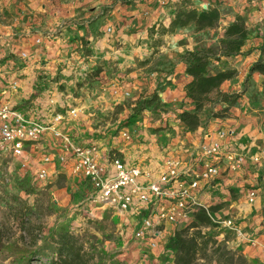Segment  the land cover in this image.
<instances>
[{
    "label": "rangeland",
    "instance_id": "obj_1",
    "mask_svg": "<svg viewBox=\"0 0 264 264\" xmlns=\"http://www.w3.org/2000/svg\"><path fill=\"white\" fill-rule=\"evenodd\" d=\"M181 1L168 0L172 14ZM190 3L200 11L204 9L205 0H190ZM262 19L258 21L259 31L264 35V18ZM228 25L219 21L214 29L202 33L195 32L191 25L169 35L181 31L190 35L193 43L210 44L208 48L204 46L194 52L210 51L207 53L211 59L209 68L214 73L224 65L217 56L220 53L223 31ZM256 31L257 28L254 32ZM250 34H253V31ZM182 39L189 43V38ZM7 45L8 42L2 39L0 34V104L10 103L16 110L28 116L44 115L43 118L46 117L49 121L53 112L61 113L65 120L58 124V129L73 142L79 146L95 143L101 149H113V156L123 159L129 165L146 167L149 158L142 159V155H146L150 148L163 156L177 152L178 138H184L186 133L177 116L181 110L191 109L184 96L180 100L176 97V101L173 102L167 100V102L164 100V103L158 102L157 107L154 108L153 105L146 108L135 116L133 121L127 119L132 114V108L137 100L147 101L154 93L163 94V83L170 84L165 80L173 74L175 65L184 63L182 56L185 52L182 51L178 57L175 56L177 59L174 63L170 60L167 64L159 57L155 58L152 66H146L145 62H135L134 67L121 70L113 61L91 66L87 58L89 50L85 49L82 53L78 47L75 50H79L80 53L74 52L73 58L65 64H60L53 70L49 68L48 71L39 72L34 68L33 70L27 68L30 67V63L27 57L22 58L23 51L8 53ZM163 46L177 52L183 48L174 47L175 43H171L170 46L164 43ZM261 47H264V40ZM25 67L27 69H24ZM151 74L156 77H151ZM176 78L180 80L179 84H183L182 74L178 73ZM133 82H136L135 87ZM14 83L16 88L12 89ZM242 83L240 91L246 92L247 78ZM117 90L128 92L129 97L121 100L119 95L114 93ZM256 94L253 90L249 93L250 97H256ZM51 99H57L55 107L50 105ZM240 106L237 101L233 107L239 109ZM231 108L221 102L208 106L201 115L200 125L210 131L215 118L226 120L231 117ZM70 109L77 111L75 118L67 114ZM261 116H264V111ZM122 132H126L130 139L127 141L121 139ZM60 145V140L45 136L28 146L29 154L25 157L16 158L0 152V231L4 236V247L7 248L4 254L0 255V264H48L50 258H55V252L49 247L48 237L52 231L56 234L62 229L76 237L80 257L75 264H173L172 253L164 248L166 240L175 230L187 225L165 226V235L160 241V247L157 248L150 247L147 242L134 240L132 238L134 219L128 214L125 219L121 218L110 207L91 204L89 201L91 190L88 184L81 177L72 175L69 165L58 163ZM119 148H124L127 152L120 156L116 151ZM50 154L54 160L51 176L43 183H36L33 179L35 171L42 157ZM256 171V177L248 179L251 183L246 185L259 190L256 208L258 207L260 211L255 208L248 216L250 224H256L263 229L264 168ZM23 177H27L29 183L34 186V192L29 197L18 192L15 185L16 181ZM227 181L231 183L226 186ZM239 181L240 178L232 179L226 174L221 175L216 181L221 183L220 186L216 188L212 187L213 183L210 184V187L200 195V201L207 205L215 217L218 216L220 219L231 217L235 223L242 226L240 224L247 213L244 211L246 207L242 206V202L245 203L246 188L242 187V191L238 192L235 186L241 183ZM1 202H8L14 211H18L23 203L32 207V212L23 225L24 228L14 222L13 216L8 214L7 206H3ZM164 204L168 205L169 201L165 199ZM201 231V235L208 238L204 239L208 240V247L205 251H200L195 264H258L256 260L247 259L242 254L241 243L231 231L216 225L202 228ZM256 246L257 244L253 247ZM17 249L34 251L36 256L30 258L29 263L18 260L15 257Z\"/></svg>",
    "mask_w": 264,
    "mask_h": 264
},
{
    "label": "crops",
    "instance_id": "obj_2",
    "mask_svg": "<svg viewBox=\"0 0 264 264\" xmlns=\"http://www.w3.org/2000/svg\"><path fill=\"white\" fill-rule=\"evenodd\" d=\"M161 3L165 5L161 6ZM204 5L207 9L218 8L220 23L230 24L236 16H241L245 20L248 32L253 31V34L249 33L248 39L237 56L220 57L224 65L219 71L226 69L236 71L235 80L223 83L221 91L241 94V98L237 100L241 106L239 109L232 107L230 110L232 115L226 120L215 118L210 131L200 125L195 132H186L184 138H178L175 154L163 156L150 148L146 155H142V159L149 158L150 161L145 165L146 167L140 166L143 170H158L164 158L169 155L185 165L192 150L202 142V137L205 134L213 137V133L219 129L230 133L224 143L229 150L242 153L247 157L264 150V116H261L264 111L263 78L257 73L248 75L251 65L259 59H264V52L260 50L264 35L260 34L262 31H259L258 22L264 18V0H205ZM172 17V7L168 0H0V34L1 38L8 42L9 52H7L23 51L22 53L26 55L30 63V67L27 68L32 70L34 68L39 72L48 71L49 68L53 70L60 64H65L73 58L74 52L80 53L79 50H75L78 47L81 48L82 53L85 49L89 50L87 58L91 66L113 61L117 63L115 65L118 68L124 70L134 67L135 62H145L146 66H152L156 61L155 58L159 59V57L167 64L170 60L174 63L182 51L194 52L198 50L197 48L210 46V44L193 43L191 36L181 31H177L178 33L174 35L159 36L156 33L158 27L167 28ZM256 28L258 31L255 33ZM153 31L156 32L153 33ZM184 37L189 38V43L184 42L182 39ZM164 43L167 46L175 43L174 47L183 48L177 52L169 47L164 48ZM174 68L173 74L165 80L170 84L163 83L162 95L165 102L176 101V97L179 100L183 99L184 85L189 81L184 73L183 62L175 65ZM178 73L182 74L183 84H179L180 80L176 78ZM132 75L135 76V74ZM246 78L248 79L247 91L242 92L243 90L240 91L242 82ZM135 85L136 82H133V87ZM252 90L255 94L257 93L256 97H250L249 93ZM106 150L113 153V149ZM116 151L120 156L127 152L124 148L116 149ZM263 164L264 159L256 167L247 168L241 172L237 178L241 179L239 182L242 184L235 186L238 192L242 191V187H248L246 183H251L248 179L256 177V170L263 169ZM234 181L237 182V180ZM229 182L231 183L227 181L225 184L228 185ZM242 203L247 213L240 225L255 240L257 246L253 247L240 242L241 252L247 259L264 264V228L250 224L248 216L255 211L253 209L256 208L258 201L256 199L251 205ZM258 211H260L259 208Z\"/></svg>",
    "mask_w": 264,
    "mask_h": 264
},
{
    "label": "built area",
    "instance_id": "obj_3",
    "mask_svg": "<svg viewBox=\"0 0 264 264\" xmlns=\"http://www.w3.org/2000/svg\"><path fill=\"white\" fill-rule=\"evenodd\" d=\"M164 5L161 3V6ZM203 10H207L206 5ZM21 56L26 58L24 53ZM154 76L151 74V77ZM11 88L15 89L16 83ZM114 93L121 100L129 97L128 92L117 90ZM158 97L164 103L162 93ZM49 103L55 107L57 99H51ZM67 114L75 118L77 111L70 109ZM43 116H28L10 103L0 104V152L16 158L25 157L29 154L28 146L45 136L60 140L58 163L69 165L72 175L81 177L88 184L91 204L110 207L121 218L125 219L128 214L134 219V240L147 242L152 248L160 247L165 226L188 225L193 221L194 213L202 209L213 225L231 231L240 242L251 246L257 244L231 217H215L200 201V195L212 183V187L218 188L221 183L216 181L221 175L238 177L244 169L260 164L264 159V150L250 157L229 150L224 143L230 133L219 129L213 137L208 134L202 137V142L192 150L185 165L169 155L158 170H143L113 156L107 148L101 149L95 143L79 146L73 142L58 129V124L65 120L61 113L53 112L50 121ZM120 138L125 141L130 139L126 132H122ZM53 162L52 154L42 157L33 178L36 183L50 178ZM245 188V202L251 205L257 199L258 191ZM165 199L169 201L168 205L164 204Z\"/></svg>",
    "mask_w": 264,
    "mask_h": 264
},
{
    "label": "trees",
    "instance_id": "obj_4",
    "mask_svg": "<svg viewBox=\"0 0 264 264\" xmlns=\"http://www.w3.org/2000/svg\"><path fill=\"white\" fill-rule=\"evenodd\" d=\"M216 1V0H215ZM220 21V11L217 7L207 10H198L192 6L190 0H182L178 8L175 10L173 17L167 28L158 27V35L170 34L176 30H183L189 26L194 27L195 32L214 29ZM248 39V30L245 20L241 16H236L234 21L230 23L223 31V38L220 42V57L237 56ZM264 52V47L260 48ZM206 52H185L182 56L184 61L185 75L189 78L188 83L184 85V98L190 104L191 109H183L177 118L182 127L188 133L195 132L201 124V115L204 110L217 102L225 104L227 107H233L237 102L239 95L235 93H224L221 86L227 81H232L236 76V71L226 69L212 73L210 66V57ZM254 73L259 74L262 78V93L264 94V59L254 62L249 68L248 75ZM248 80V79H247ZM160 98L154 93L149 100H137L132 108V114L127 119L133 121L134 117L142 113L146 108L154 105L157 107ZM217 115V114H216ZM215 115V116H216ZM214 116V115H213ZM217 117V116H216ZM17 191L29 197L34 192V186L29 183L27 177L18 179L15 183ZM8 214H11L19 226L24 228L27 217L32 212V207L23 203L18 211H14L8 205ZM2 215V214H1ZM3 217V215H2ZM207 213L200 209L193 215V221L187 225L175 230L169 236L165 243V250L172 253L173 264H195L198 260L200 251L206 250L208 240L205 241L202 234V228L213 227ZM192 230V231H191ZM191 231V233H190ZM3 235L0 231V255H3L6 247L3 244ZM49 247L55 252V258H50L48 264H75L79 259L78 245L76 237L69 234L65 229L59 232L50 233ZM30 256V257H29ZM36 256L34 251L28 252L25 249H17L15 257L29 263V259Z\"/></svg>",
    "mask_w": 264,
    "mask_h": 264
}]
</instances>
